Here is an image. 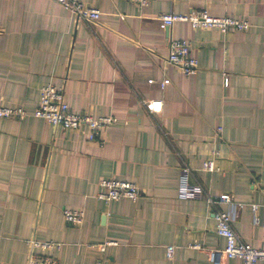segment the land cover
Returning a JSON list of instances; mask_svg holds the SVG:
<instances>
[{"label":"crops","instance_id":"obj_1","mask_svg":"<svg viewBox=\"0 0 264 264\" xmlns=\"http://www.w3.org/2000/svg\"><path fill=\"white\" fill-rule=\"evenodd\" d=\"M77 1L99 19L55 0H0V107L26 111L0 120V264H27L31 253L56 264H213L208 252L225 247L214 214L229 207L211 200L222 194L235 204L238 240L264 249V0ZM192 10L250 27L166 30L158 19ZM170 38L190 43L194 75L166 61ZM47 84L71 112L116 122L89 141L84 126L34 117ZM213 152L216 171L206 172ZM184 167L198 199L177 198ZM104 179L135 184L139 198L98 199ZM64 210L83 211V222L67 224Z\"/></svg>","mask_w":264,"mask_h":264},{"label":"built area","instance_id":"obj_2","mask_svg":"<svg viewBox=\"0 0 264 264\" xmlns=\"http://www.w3.org/2000/svg\"><path fill=\"white\" fill-rule=\"evenodd\" d=\"M59 2L66 10L76 16L78 19L97 21L100 12L96 9L84 7L77 0H55ZM134 4L140 8L146 7L149 0H124ZM158 19L166 30L170 29L175 22H186L193 29H215L221 33L230 31L245 32L249 29L250 23L245 19H235L229 16L214 17L209 15L205 10H192L186 15H176L172 13L160 14ZM168 54L166 61L173 67L177 68L184 76H191L197 72V60L190 53V43L186 40L169 39L167 42ZM163 86V83L161 84ZM26 115V111L22 108L0 107V120H21ZM36 118H42L54 127L62 129H78L86 127L88 129V140L95 141L100 137V132L106 127L114 124L116 120L112 116H102L94 118L86 114H75L70 111L64 100V92L62 88H57L51 84H47L40 89L37 107L33 112ZM221 128L216 129L219 135ZM217 152H213L211 157L202 164V169L206 172L216 171L215 159ZM189 168H181L179 179L177 198L179 200H195L198 199L203 189L199 185H193L189 182ZM103 191L98 194L97 198L105 202L118 201L127 199L136 201L140 192L138 187L130 182L104 179L100 181ZM216 204H225L229 207L226 212L218 211L214 214L216 221V234L225 240V247L221 252L211 250L208 252V258L213 264H219L217 255L220 253L227 259H239L242 264H258L264 263V249L258 250L249 244L238 240L233 228L232 222L235 218V204L232 198L227 194H222L217 200L212 201ZM63 217L67 224L78 226L83 222L84 213L80 210H64ZM264 228V218L260 222ZM31 248H52L55 244L51 242H38L32 240L29 242ZM100 250H104V246H100ZM174 251L173 246H168L166 255L172 257ZM27 264H56V260L52 257H43L36 254H30Z\"/></svg>","mask_w":264,"mask_h":264}]
</instances>
